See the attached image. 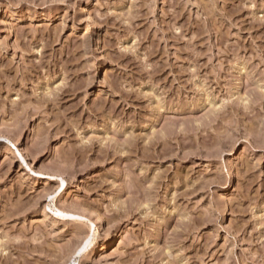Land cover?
Here are the masks:
<instances>
[{
	"label": "rangeland",
	"instance_id": "rangeland-1",
	"mask_svg": "<svg viewBox=\"0 0 264 264\" xmlns=\"http://www.w3.org/2000/svg\"><path fill=\"white\" fill-rule=\"evenodd\" d=\"M0 264H264V0H0Z\"/></svg>",
	"mask_w": 264,
	"mask_h": 264
}]
</instances>
